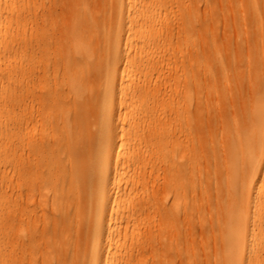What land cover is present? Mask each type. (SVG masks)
Wrapping results in <instances>:
<instances>
[{
	"label": "bare ground",
	"instance_id": "1",
	"mask_svg": "<svg viewBox=\"0 0 264 264\" xmlns=\"http://www.w3.org/2000/svg\"><path fill=\"white\" fill-rule=\"evenodd\" d=\"M25 14L0 26V63L25 53L0 83V262L264 264V0Z\"/></svg>",
	"mask_w": 264,
	"mask_h": 264
},
{
	"label": "rangeland",
	"instance_id": "2",
	"mask_svg": "<svg viewBox=\"0 0 264 264\" xmlns=\"http://www.w3.org/2000/svg\"><path fill=\"white\" fill-rule=\"evenodd\" d=\"M36 3H40V0H36ZM25 10H27V0H1L0 20L3 23H1L0 26L2 33H4L6 38H13L14 40L16 38H23L25 32L29 28ZM219 34V37L221 38V32ZM175 43V40L172 41V47H175ZM1 61V68L13 66L16 67L17 71L12 75L11 79L0 80V83L5 86L9 85L11 88L22 87L25 81V53L23 52V49L7 51L3 54ZM235 71L239 79H247L248 73L245 68L240 67ZM0 264L2 263L0 262Z\"/></svg>",
	"mask_w": 264,
	"mask_h": 264
}]
</instances>
